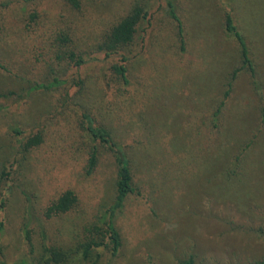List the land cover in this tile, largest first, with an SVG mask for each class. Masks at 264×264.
<instances>
[{
    "label": "rangeland",
    "instance_id": "374dc122",
    "mask_svg": "<svg viewBox=\"0 0 264 264\" xmlns=\"http://www.w3.org/2000/svg\"><path fill=\"white\" fill-rule=\"evenodd\" d=\"M173 1L181 35L167 0H81L78 9L69 0H0V245L6 259L29 248L22 233L26 195L38 214L66 189L78 195L75 208L44 222L64 248L75 246L83 225L113 201L110 151L99 148L97 168L86 173L93 142L82 112L130 146L135 192L114 217L122 244L111 264L264 258V0ZM134 5L147 15L123 52L131 91L122 101L109 92L118 59L103 60L97 51L103 32ZM228 10L253 72L225 29ZM66 49L90 57L77 70L60 60ZM52 68L69 79L80 72L83 88L30 92ZM222 101L217 129L208 119L203 131L191 124ZM138 131L141 137L132 136ZM36 134L40 143L25 149L26 137ZM101 253L99 264H107L108 249Z\"/></svg>",
    "mask_w": 264,
    "mask_h": 264
},
{
    "label": "trees",
    "instance_id": "16d2710c",
    "mask_svg": "<svg viewBox=\"0 0 264 264\" xmlns=\"http://www.w3.org/2000/svg\"><path fill=\"white\" fill-rule=\"evenodd\" d=\"M75 9L80 8L81 0H69ZM225 3V0H222ZM3 5H0V8ZM167 12L168 15L176 21L178 25L179 34H182V24L179 15L176 12L175 3L173 0H167ZM147 12H144L139 5H134L132 9L121 17L117 22L110 25L101 36V43L98 44V51L100 57L103 60H109L110 57H116L118 63L112 65V77L109 79V87L114 90H109L114 98L124 97L122 101L127 100V92L131 91L129 85V69L127 66L128 58L123 54L126 48L132 43L135 32L138 29L139 22L145 19ZM225 29L227 33L237 40L241 47L243 65L249 67L253 72L252 61L249 56L248 48L245 39L241 32L238 30L232 13L227 11L225 16ZM63 41H66V37H61ZM181 40V49H184L183 38ZM90 56L76 53L74 50H63L59 56L60 60H68L69 64L74 65L77 70L88 61ZM97 57V60L100 59ZM54 69H51L50 78L42 82H33L29 86V91L49 90L52 88L71 89L73 92L83 88L82 74L77 71L71 79L65 78L62 74L59 76L55 74ZM71 74V75H73ZM49 76V75H48ZM129 85V88L127 87ZM82 86V87H81ZM66 89V90H67ZM77 89V90H76ZM117 94V95H115ZM228 90L225 93L227 96ZM68 95L67 91H64V96ZM224 101L220 102L213 112L209 114L200 113V116L195 117L196 120H192L191 124H196L198 131H203V127L207 126L206 120H210L213 129H217L219 125L218 115L222 110ZM82 122H85V130L89 136V140H92L93 144L89 150L86 161V173L91 174L98 166L99 162V148L103 147L110 151L114 158L116 170H115V182H114V198L113 201L105 208L99 210L92 219L83 225V235L75 242V246L64 248L53 243L51 235L48 234L44 222L50 220L53 216L66 213L79 204L78 195L71 189H66L61 192L56 198L50 201L42 213H37L35 205L31 200L30 195H26V210L23 221L22 233L25 243L29 246L24 252L19 253L14 259L8 260L5 258L3 248L0 245V264H99L101 261L103 249H108L110 260L107 264H111L112 258H114L121 247V236L115 226L114 217L118 210H120L124 201L128 195L135 192V186L133 182V174L130 165V146L128 141L116 139L111 132L94 122V118L87 112L80 114ZM210 129V128H209ZM12 131L15 135L19 136L22 131L18 127H13ZM132 136L141 137L142 131L133 133ZM21 139V138H20ZM24 148H34L41 141V136L36 134L32 137L27 136L25 140ZM136 140L132 139L131 143H135ZM9 172H4V175H8ZM2 174V176H4ZM1 183V178H0ZM1 206H4V199L1 201ZM3 223L1 222L0 230ZM37 227L38 240L40 248L38 251L34 249L33 238V226ZM38 245V246H39ZM179 264H207L197 263L192 256H188L185 259L179 261ZM253 264H264V258L254 262Z\"/></svg>",
    "mask_w": 264,
    "mask_h": 264
}]
</instances>
